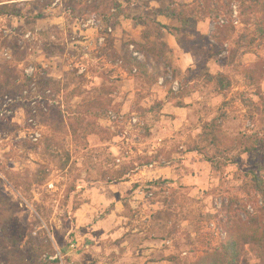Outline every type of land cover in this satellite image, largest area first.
Returning a JSON list of instances; mask_svg holds the SVG:
<instances>
[{
  "label": "rangeland",
  "instance_id": "374dc122",
  "mask_svg": "<svg viewBox=\"0 0 264 264\" xmlns=\"http://www.w3.org/2000/svg\"><path fill=\"white\" fill-rule=\"evenodd\" d=\"M191 2L135 0L107 19L91 0H0L19 12L0 13V71L14 85L0 93V193L26 228L20 249L29 259L264 264V206L246 182L248 170L264 166V35L231 52L237 33L260 35L263 14L221 0L172 35L168 28L180 22L168 13ZM220 28L228 39L210 55ZM146 34L162 47L156 58L134 48ZM184 51L194 63L183 71ZM130 52L146 69H126ZM205 66L224 76V89L201 76ZM181 88L189 91L186 108L160 115L181 99ZM43 115L63 122L51 143L59 159L69 157L65 169L43 152L51 133ZM72 122L77 137L66 132ZM40 164L52 171L27 191V176ZM120 168L126 180L110 181ZM157 168L165 176L156 178ZM231 239L239 250L232 261L222 257Z\"/></svg>",
  "mask_w": 264,
  "mask_h": 264
},
{
  "label": "trees",
  "instance_id": "16d2710c",
  "mask_svg": "<svg viewBox=\"0 0 264 264\" xmlns=\"http://www.w3.org/2000/svg\"><path fill=\"white\" fill-rule=\"evenodd\" d=\"M77 1L78 3L81 2V0ZM134 1L135 0H91V2L93 3L91 9L94 11L95 14L97 13L99 15L105 16V18L108 19L110 15L119 16L124 6L130 5ZM220 1L221 0H193V2H191L190 4H180L179 7H177L175 10H172V12L168 13L169 16L176 17L177 20L180 22V25L170 28H168L167 25L164 27L168 28L172 35H177L178 33H180V31L187 30L192 27L194 22L197 21L199 15H204L205 13H207L206 11L213 12L214 10L219 9L218 3ZM235 1L238 3V8H240V12L260 7L264 19V0ZM16 6V4H11L9 6H7V4H2L0 6V13L4 15H17L19 14V12L16 11ZM226 28L228 29V27ZM258 29L260 35L257 36H248L243 32L237 33L234 38V44L236 46L231 49L232 54L234 55L242 48L250 47L256 41H258L259 37H263L264 26L260 25ZM226 30L220 28L218 33L215 34V42L210 43V55H216L217 53H220L223 50V41L228 39L227 34H225ZM133 43L134 48L137 51L142 52L149 57L156 58L160 55L162 51V47H158V45H156V40L150 38V36L147 34L144 35V40L142 42ZM163 45L165 44L163 43L162 46ZM122 62L123 65L127 67L126 69L130 72H133L134 69L140 72L146 69L145 62H142L132 52H130L127 58L124 59ZM250 70L251 66L247 68L246 73L248 76L253 77L252 71ZM8 76V71H0V93L2 95H7L10 92L11 88L14 86L12 83H9ZM201 76L205 77L209 82L214 81L217 87L216 90L221 91L222 89H224V76L222 74L214 75L210 73L207 66H205L201 70ZM30 80H32V78ZM41 81L43 80L41 79ZM176 94L179 95V98L181 99L176 100L174 102V105L178 107H183L185 105L183 102V97L189 96V91L186 89L183 90L181 88V90ZM78 118L82 119L81 116ZM78 118L76 119V122H78ZM41 119L51 129V133L45 136L43 152L45 156H48L50 158V162H56L55 169H65L68 166L69 157H67L65 160L59 159L61 151L59 149L53 148L52 146V143H55L57 141V133L64 130L63 122H60L59 124H55V122L52 123L49 115H43ZM69 129L70 130L65 131L71 136L77 137L76 135L78 130L75 126V123L72 122L71 124H69ZM213 129H215V126H213ZM215 132L216 130H213L214 138L217 137L215 135ZM246 149L249 152H252L254 150V146L249 145ZM212 161L213 160H211V162ZM123 168L113 170V178H111L110 181L115 180L118 182H122L126 180V176L128 173ZM50 171H52V168H50L48 164H40L34 172L30 173L29 176H27L28 180L26 182L25 189L28 191L33 183L41 185L44 179H46V177L50 175ZM247 173V185H249V187L257 193L264 206V166H261L256 170H248ZM251 233L252 239H255L254 233ZM25 234V226L18 220L16 212L14 211V209H12L8 200H6L4 196L0 193V251L5 252L6 264H44L40 259H37L38 256L34 259H29L26 253L20 249ZM223 249L224 251L222 257L227 260H235V258L238 256L239 250L237 247V243L234 239H231L227 243H225L223 245ZM217 256L219 257V254H217Z\"/></svg>",
  "mask_w": 264,
  "mask_h": 264
},
{
  "label": "crops",
  "instance_id": "0c3cea01",
  "mask_svg": "<svg viewBox=\"0 0 264 264\" xmlns=\"http://www.w3.org/2000/svg\"><path fill=\"white\" fill-rule=\"evenodd\" d=\"M210 53V48H209V51ZM178 66L180 67L181 70H186L188 69L189 67H192L193 63H194V57H193V54L189 51H184V53H182L181 57H180V60L178 61ZM186 105L185 104L183 107H178V106H175V105H170V103H168V105L165 107V108H168V109H164V110H161V114L162 116H164L165 113H169V114H174V115H178V114H181V110L182 108H186ZM169 117V116H167ZM166 172L163 168H157L156 169V178L160 177V176H165ZM85 209V207L83 208H80L76 211V215L79 217V222H81V216L83 215L82 213L84 212L83 210ZM113 214V213H112Z\"/></svg>",
  "mask_w": 264,
  "mask_h": 264
},
{
  "label": "built area",
  "instance_id": "2783aa9c",
  "mask_svg": "<svg viewBox=\"0 0 264 264\" xmlns=\"http://www.w3.org/2000/svg\"><path fill=\"white\" fill-rule=\"evenodd\" d=\"M133 54L139 58V56H138V54H137L136 52H133ZM134 120H135V119H134ZM50 185H51V184H50Z\"/></svg>",
  "mask_w": 264,
  "mask_h": 264
}]
</instances>
